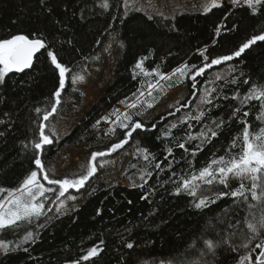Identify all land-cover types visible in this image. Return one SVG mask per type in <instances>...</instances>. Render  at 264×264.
<instances>
[{
    "label": "trees",
    "instance_id": "obj_1",
    "mask_svg": "<svg viewBox=\"0 0 264 264\" xmlns=\"http://www.w3.org/2000/svg\"><path fill=\"white\" fill-rule=\"evenodd\" d=\"M110 3L116 4L117 0H110ZM98 4L99 0H51L53 12L47 14L42 9L40 0H0V39L21 33L31 34L39 29L49 40H71L78 51L71 56L65 52L60 55L73 62L74 72L80 73L82 67L98 68L100 53L107 39L114 33H120V39L114 49V82L61 141L55 140L53 145L46 149L43 161L51 178L74 177L85 171L75 175L52 174L49 163L55 160L64 148L83 146L88 150V164L92 151L105 150L111 143L122 138V131L119 129L114 135H105L109 125L101 118L110 116L116 109L125 111L126 107L120 101L131 97L138 89L146 88L148 83L155 82L154 75L143 76L135 69V63L139 59L146 57L145 71L158 69L161 73H171L174 68L185 62L199 66L201 56L198 50L207 48L205 54L210 57L228 54L251 35L264 30V16H251L246 7L232 6L231 0L223 1L221 7L211 12H187L174 17H150L142 11H133L123 23L120 22L122 7L103 10ZM81 12L85 14L86 19H80ZM56 21H60V25H57ZM234 23L239 25L237 30L229 33L222 28L220 36L215 35L217 25L231 27ZM65 25L66 28L63 27ZM230 66L235 67V72H230ZM217 73L225 79L216 80ZM234 76H238L237 83H228ZM245 78L249 79L248 84L243 83ZM205 80L212 81L207 87L217 89L213 95L219 96V99L214 101L218 106H203L205 109L211 107V111L206 112L199 123L189 121L188 124H180L179 121L184 116L197 114L199 96L203 94ZM181 83H187L190 92L184 101L151 121L142 118L150 108H142L138 118L149 128L155 124V131L138 130L123 149L98 158L102 164L137 144L123 173L126 183L106 185L100 181L103 167H99L96 175L84 188L79 192L71 191L74 196L87 194L80 206L56 214L53 220L45 221L41 218L46 227L35 229L36 239L25 245L27 252L14 250L7 256H1L0 264H70L101 240L104 242L101 245L104 251L99 257L84 264H168V261L197 259L185 254L193 251L191 245L200 246L208 221L215 223L213 218L219 215L222 207H227L232 201L225 197L206 209V214H202L192 208V198L186 193L179 196L173 194L176 185L172 180L176 178L170 179L171 171H175L178 177L192 171L198 172L200 168L207 166L214 154L216 157L224 155L232 139L242 135L243 124L230 119L237 107L241 108V114L243 111L250 113L247 121L252 125V130L264 126L256 119L260 112L258 102L242 106L239 98H230L237 92L239 97H243L253 85L264 89V42H258L253 50L246 51L244 56L228 62L227 65L209 69L205 76L198 78L196 89H193L191 81L187 78L171 85L167 81L165 84L161 83L163 90L157 89L153 97L148 98L149 102L154 106L170 88ZM55 87L56 76L45 63L44 57L34 64L33 69L26 70L25 73L9 74L5 86L0 87V132L5 133L0 136V188L10 190L18 187L32 169L31 153L25 154L21 151V141L27 142L32 138L35 124L38 122L34 110L36 107L50 105ZM225 96L229 99H224ZM66 98H71L70 106L78 109L83 102V91L76 84L69 82L62 93L61 106L48 122L49 127H53ZM187 102H191L190 107L175 112L176 108ZM170 112L175 114L169 115ZM217 118H222L228 123L217 138L202 145L203 150L197 152L195 157L190 155V150L199 143L198 140L186 143L189 151L176 147L178 140L185 142L187 139L189 124L192 134H197L203 124ZM98 120L101 121L100 125L93 128L92 125ZM174 123L177 128L172 129V136L166 137L165 132ZM138 147L148 148L154 159L150 163L144 161L140 158L141 154L136 152ZM169 147L173 149L172 156L167 154ZM238 151L239 149H233V154ZM170 160H173L171 170L167 168ZM160 161H163V164L160 169H156L154 165ZM141 170L152 173L144 187L138 186L142 183L139 179ZM230 183L234 189L239 181L231 180ZM219 187L228 190L223 186ZM144 196H148V199H143ZM47 207L53 208L47 216H53L55 205L49 203L46 204ZM98 210L100 214H97ZM4 238L15 239L11 235ZM128 242L133 243L132 249L125 247ZM241 254L243 252L225 251L216 256L213 264H216V261L222 264H238Z\"/></svg>",
    "mask_w": 264,
    "mask_h": 264
},
{
    "label": "snow or ice",
    "instance_id": "obj_2",
    "mask_svg": "<svg viewBox=\"0 0 264 264\" xmlns=\"http://www.w3.org/2000/svg\"><path fill=\"white\" fill-rule=\"evenodd\" d=\"M134 3L135 0H117L116 4L110 3V0H99L98 7L103 10L122 7L123 12L120 22L123 23V20L128 17L129 12L132 10ZM40 4L47 14L53 12L51 0H40ZM231 5L246 7L251 16H264V0H231ZM221 6V0H208L205 11L211 12ZM73 14L75 15V13ZM80 19H86L83 12L80 14ZM56 23L60 25V21H56ZM63 27L66 28V25ZM238 27L239 25L235 23L231 27L224 24L217 25L215 35L219 37L222 28L225 32L230 33L237 30ZM258 42H264V30L251 35L228 54L210 57L205 54L207 48L198 50L201 56L199 66L195 63L189 65L185 62L174 68L171 73H161L158 69L145 71L144 60L146 57L139 59L135 63V69L139 70V74L143 76L154 75L156 77L155 82L148 83L146 88L138 89L131 97H126L120 101L121 104L125 105V111L116 109L110 116L101 118L109 125L105 135H114L119 129L122 131V138L111 143L105 150L92 151L87 167L82 174L74 177L51 178L46 170L43 156L47 147L53 145L59 137L55 129L49 127L48 122L50 118L55 116L61 106L62 93H64L69 82L72 85H75L78 81L86 82L84 75L74 72L73 62L65 60L60 53L65 52L71 56L78 49L74 47L71 40L64 42L57 41L54 38L49 40L43 31L39 29L31 34L21 33L12 35L10 38L0 39V87L5 86L9 74L25 73L26 70L33 69L34 64L39 62L41 57H44L45 63L51 67L56 76V87L51 95L50 105L35 108L38 122L35 124L33 136L27 142L21 141V151L25 154L31 153L30 164L32 169L18 187L10 190L0 188V194L6 193V195H0V255L7 256L14 250L27 252L28 249L25 245L34 242L36 239L35 229L46 227V223H42L41 218H44L45 221L51 219L47 216V213L52 212L53 208H46V204L55 205L57 214H61V209L66 211V201L76 199V196L71 195V191L79 192L96 175L99 167L103 166L98 158H103L123 149L138 130L141 132L155 131V124L149 128L138 117L141 115L144 106L148 108L153 106L148 98L153 97V93L157 89L163 90L161 81H167L171 85L187 78L191 81L193 89H196L198 78L205 76L209 69L227 65L228 62L241 58L246 51L253 50ZM230 72H235L234 66H230ZM215 79L221 80L225 77L217 73ZM237 81L238 76H234L227 82L237 83ZM210 83L212 81L205 80L203 94L199 96L200 103L197 105V114L184 116L179 121L180 124H188L189 121L199 123L205 117L206 112L211 111V107L205 109L203 106H218L214 101L218 100L219 96L213 95L217 89L207 87ZM243 83L248 84L249 79L245 78ZM230 98L233 100L239 98L242 106L258 102L260 112L257 114L256 119L264 124V89L253 85L250 86L249 91L243 97H239L237 92ZM224 99H229V97L225 96ZM190 106L191 102H187L182 104L180 108H176L175 112H180L181 108ZM174 114L169 113V115ZM249 114L248 111H243L241 114L240 107L233 110L230 119H235L243 124L242 135L232 139L224 155L216 157L214 154V158L208 162L207 166L200 168L198 172L192 171L178 177L175 171H171L170 179L172 177L176 178L172 180V183L176 185L173 194L179 196L186 193L192 198L191 206L194 210L206 214V209L217 204L219 200L225 197H228L232 203L220 209L219 215L213 218L216 221L215 223L212 220L208 221L207 230L201 238L200 246L191 245L193 251L185 254L189 257L195 256L197 259L168 261V264H213L216 256L218 254L222 255L225 251L230 253L243 252L238 257V264H264V126L252 130V125L247 121ZM100 123L101 121L98 120L92 127L97 128ZM227 123L228 121L222 118L210 119L209 123L203 124L197 134H192L191 125L189 124L187 139L185 142H179L178 140L176 147L189 151L186 143L198 140L199 143L190 150V155L195 157L197 152L203 150V144L211 143L213 139L221 134ZM175 128H177V124H171L165 132V136H172V129ZM4 135V132H0V136ZM173 138L175 139V137ZM233 149H239V151L233 154ZM136 152L141 154L140 158L146 162L150 163L154 159L146 147H138ZM167 154L172 156L173 149L171 147L167 149ZM167 158L166 156L165 159ZM173 160H175L174 157ZM173 160H170L167 165L169 170L173 167ZM176 163H179V161H176ZM162 164L163 161L157 162L154 167L160 169ZM151 175V172L141 170L139 179L142 183L138 186L144 187ZM231 180L239 181L238 186L234 189L231 188ZM219 186H223L224 189L228 190L225 191ZM142 198L148 199V196ZM129 203L131 202L129 201ZM97 214H100L99 210ZM6 235H11L15 239H5ZM103 243L101 240L99 244L90 247L85 254L79 259L71 261L70 264H84V262L99 257L104 251L101 247ZM133 246L131 242L125 244L128 249H132ZM216 264H222V262L216 261Z\"/></svg>",
    "mask_w": 264,
    "mask_h": 264
},
{
    "label": "rangeland",
    "instance_id": "obj_3",
    "mask_svg": "<svg viewBox=\"0 0 264 264\" xmlns=\"http://www.w3.org/2000/svg\"><path fill=\"white\" fill-rule=\"evenodd\" d=\"M225 0H221V3ZM229 1V0H227ZM208 0H135L132 5L133 11H142L148 16L163 15L174 17L187 12H206L205 5ZM129 12V13H130ZM120 39V33L111 35L100 53V65L95 69L82 67L80 74L86 77V82L78 81L76 86L83 91V102L80 108L70 106L71 98H66L55 120L53 127L56 131L57 140L61 141L85 115L90 107L97 103L104 95L106 89L114 82L116 59L114 49ZM160 83L165 84V81ZM187 83H181L168 92L142 115L143 120L151 121L159 114L171 109L176 104L184 101L189 96ZM133 147L125 149L118 156L105 160L102 163L103 175L100 181L111 186L114 183H126L123 173L133 155ZM88 150L83 146H70L64 148L55 160L49 163L50 171L55 176L75 175L86 169ZM87 194L76 195V199L66 201V209L80 206L86 199ZM65 209H61V212ZM51 216L53 220L56 215ZM3 255H0V257Z\"/></svg>",
    "mask_w": 264,
    "mask_h": 264
}]
</instances>
